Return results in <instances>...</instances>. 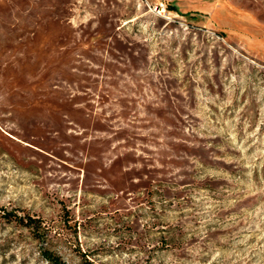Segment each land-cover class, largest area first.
Here are the masks:
<instances>
[{"label":"rangeland","instance_id":"1","mask_svg":"<svg viewBox=\"0 0 264 264\" xmlns=\"http://www.w3.org/2000/svg\"><path fill=\"white\" fill-rule=\"evenodd\" d=\"M0 206V264H264V0H0Z\"/></svg>","mask_w":264,"mask_h":264},{"label":"trees","instance_id":"2","mask_svg":"<svg viewBox=\"0 0 264 264\" xmlns=\"http://www.w3.org/2000/svg\"><path fill=\"white\" fill-rule=\"evenodd\" d=\"M0 212H2L0 214L1 216L7 217V219L12 217L14 220L22 223L25 226L32 227L34 229H38V227L40 226V220L38 218H33L29 215L23 218L22 216H18L15 212L4 210L2 206H0ZM41 253L44 260L48 264H65V262L60 258L59 255L47 248L43 249Z\"/></svg>","mask_w":264,"mask_h":264}]
</instances>
